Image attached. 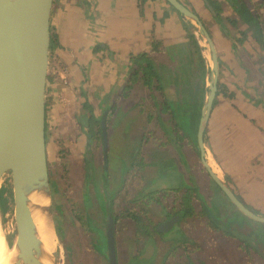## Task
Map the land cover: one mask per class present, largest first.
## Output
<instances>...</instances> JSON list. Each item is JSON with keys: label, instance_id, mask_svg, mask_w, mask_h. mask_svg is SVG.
<instances>
[{"label": "crops", "instance_id": "0c3cea01", "mask_svg": "<svg viewBox=\"0 0 264 264\" xmlns=\"http://www.w3.org/2000/svg\"><path fill=\"white\" fill-rule=\"evenodd\" d=\"M179 1L192 7L208 30L220 62L219 83L224 93L234 94L231 99L222 93L214 104L205 133L206 159L238 199L264 218V100L254 103L259 72L251 61L256 54L252 47L261 45L253 27L238 14V0H208L213 12L205 0ZM243 1L255 14L257 1L252 6ZM186 22L165 0H57L52 53L67 67L70 86L63 89L66 100L47 113V137L51 123L56 128L53 136L61 135L72 161L78 162L86 151L90 125L109 107L129 109L121 122L130 113L138 115L139 100L146 94L143 102L154 110L145 114L150 117L148 125L156 121L160 129L140 137L124 127L131 142L143 141L140 149L132 147L128 160L149 169L153 189L162 191L167 212L147 203L152 222L144 225L134 224L132 215L117 210L118 264H264V231L252 230L250 222L237 230L229 228L219 207L228 210L232 203L210 176L207 184L197 170L201 180L196 191V175L188 177L185 169L200 158L192 132L209 94L212 72L201 38H190ZM148 68L156 76L153 81L147 77ZM184 124L192 132L187 127L185 131ZM163 170L169 172L168 179L156 186ZM173 176L183 182L181 190L175 191ZM144 187L152 191L150 184ZM144 194L148 197L150 192ZM88 206L95 212L91 203ZM161 210L162 215L156 216ZM172 219V227L157 231ZM100 229L96 233L106 237ZM103 243L102 239L101 250L107 253Z\"/></svg>", "mask_w": 264, "mask_h": 264}, {"label": "water", "instance_id": "95a60500", "mask_svg": "<svg viewBox=\"0 0 264 264\" xmlns=\"http://www.w3.org/2000/svg\"><path fill=\"white\" fill-rule=\"evenodd\" d=\"M57 0H0V216L3 200L10 193L13 203V239L20 251L18 264L39 262L40 240L30 208V196L41 192L50 199L45 207L53 217L52 190L47 153V109L51 81L52 20ZM183 19L193 22L212 56V79L202 110L197 141L200 159L210 178L245 217L264 224L238 199L231 187L210 168L206 159L205 133L217 98L220 63L215 44L198 16L179 0H166ZM208 8L213 7L205 0ZM101 128L104 140V170L108 173L106 115ZM106 244L109 264H118L116 222L108 206ZM174 225L169 220L158 232ZM57 233V231H56ZM58 264V253H55Z\"/></svg>", "mask_w": 264, "mask_h": 264}, {"label": "rangeland", "instance_id": "374dc122", "mask_svg": "<svg viewBox=\"0 0 264 264\" xmlns=\"http://www.w3.org/2000/svg\"><path fill=\"white\" fill-rule=\"evenodd\" d=\"M249 1L250 5L252 4V1H257L255 2V8L257 10L256 13H259L258 11L260 10V16L262 20H264V0ZM260 4L261 6H259ZM216 8L219 9L220 7L217 6ZM201 41L203 42V44L205 43L202 39ZM55 43L56 41H54V45H56ZM203 48L206 51L205 54L208 56L209 61L212 62V57L209 53L210 49L206 46V43L204 44ZM261 49H263L262 46H256L254 48L252 47V50H254L256 54L251 58L252 65L256 66L259 72L258 88L255 91L256 93L252 90V96L254 95V98H256V101H254V103L256 104L257 102H259L257 103L258 105H260L259 100H261V97L264 94V52ZM50 74L51 81L48 92L47 111H50V107L52 105V107H54L58 103H63V101L66 100V92L63 89H67L70 86V79L67 76V67L63 63L61 64L57 62V59L52 52ZM211 79L212 72L210 74L209 86L211 83ZM139 95H141V93H139ZM144 95L146 96V94ZM144 95L139 100V103L142 104V106H140V109L138 110L140 114L139 117V114H135L133 117H130L132 116V113H130L127 116L128 118H126L124 122H121L120 119L124 117V115H126V112L129 111V109L126 108L125 110H116V108L113 107H109L101 116L104 117L106 115L107 135L111 148L108 157L110 161L108 179H105L103 177V137L102 134H98L99 130L101 129V122L99 120L94 123L92 131L90 130L84 157L80 160L77 159L78 162L75 163L70 157V149L65 145L64 139H61V135L53 136V130L56 128L51 123H48V125L50 126L47 137V153L50 171V184L52 190V212L55 231H57L56 235L59 242L61 264H109L107 253H103V251L101 250L102 239L104 242L103 244L105 245L106 237L101 238L96 233L98 232L97 224L95 221L91 220V217H97L98 219L99 216L102 215V213L100 211L97 214L96 210L95 212H93L88 209L89 203L93 205L94 209L96 208V205H99V201L104 207L110 206L115 221L119 217L117 215V210L120 209L122 213H126L128 215L130 214L133 216L134 224L137 222L138 224L144 225H149V223L151 224L152 220L148 217H151L150 214H152V211L147 208V203L149 202L156 206L159 205L160 207H158L160 209L162 207V210L164 209L163 212L166 211V209L162 205V191L155 192L149 197H143L144 194L140 196L142 192H146L147 189L144 186H146L147 184H150L152 191H156L155 189H153L154 177L150 173L149 169L145 166L139 165V163H136V165H131L132 161L130 162L128 160V158H130L131 156L129 154H131L132 152V147H139L140 149L143 141L142 143L140 141L131 142L127 136L129 130L127 131V128L124 129V127H127L128 125V127L135 131L136 135L139 134L140 137L143 133H155L160 129V126L158 123H156V121H154V125H148V120H150V117L146 116L145 114L154 113V110L151 109V107L148 108L145 102H143V97H145ZM121 104L123 103L119 102L118 100V105ZM116 118L118 119L116 120L115 124H113ZM117 121L118 124L120 123V126L117 124ZM130 121L132 123L131 127ZM160 122L162 121L160 120ZM185 136L188 137L186 134ZM124 161L127 168L126 170L123 169V166L125 167L123 163ZM183 168L185 167L183 166ZM185 169L188 173V177H190V175L192 176L193 172L196 175V170L198 171V173L202 172L204 177L201 179L204 180L206 178L205 183L210 184L208 172L203 166L200 158L196 157L195 161L190 162L189 168ZM122 172L124 173L122 174ZM168 175L169 172H167V170H163L159 174V179L156 186H158V183H166ZM176 176L173 177L176 179ZM196 178L193 177L195 181L194 189L198 191L199 188L197 186V181L201 179H198L197 175ZM122 181L125 183H123ZM121 185H124L125 187H122ZM182 185L183 182L176 179L174 184L175 191L181 190ZM199 197L204 201L203 195H200ZM165 201L166 200H164V202ZM230 206L231 207L228 210H226V206L219 207L220 214H223L222 219L224 220V223L229 228L234 230L243 228V226L248 225V218L241 214L235 207H233L232 205ZM101 210L102 212H104L102 208ZM107 210L108 211L106 213L109 217L110 212L109 209ZM162 210L160 214L155 215H162ZM212 210L213 208L211 209V211ZM1 219L4 227L8 231L7 238L10 245L13 239V203L12 196L9 192L6 193L3 200V216ZM97 223H99V219ZM249 224L252 230L256 232H260L262 234V232L264 231L263 227L261 226L255 225L253 223ZM252 224L254 227L252 226ZM127 227H129V224ZM105 228L104 230H106Z\"/></svg>", "mask_w": 264, "mask_h": 264}, {"label": "bare ground", "instance_id": "6f19581e", "mask_svg": "<svg viewBox=\"0 0 264 264\" xmlns=\"http://www.w3.org/2000/svg\"><path fill=\"white\" fill-rule=\"evenodd\" d=\"M209 53L211 54V51ZM49 204L50 199L41 192H35L30 196L32 218L36 226L37 238L41 242V252L38 259L41 264H55L54 255L58 253V264H61L59 242L53 217L45 210ZM7 236L8 231L0 216V264H18L20 251L17 240L12 246H9Z\"/></svg>", "mask_w": 264, "mask_h": 264}, {"label": "trees", "instance_id": "16d2710c", "mask_svg": "<svg viewBox=\"0 0 264 264\" xmlns=\"http://www.w3.org/2000/svg\"><path fill=\"white\" fill-rule=\"evenodd\" d=\"M238 4H237V11H238V14L240 15V17L242 18V21L243 22H245V23H247V24H249L250 26H252L253 27V35H254V37L256 38V40L258 41V43L263 47V49H264V20H262V18H260L256 13L254 14V12L248 7V5L243 1V0H238ZM215 5V4H214ZM217 9V8H216ZM215 9V10H216ZM186 27L188 28V25H186ZM189 29V28H188ZM193 38L194 40H196L195 39V36L192 34V36H190V38ZM52 43H54L53 42V40H52ZM148 69H150V68H148ZM148 69H146V70H148ZM145 70V71H146ZM147 73H148V75H147V77H149V79L151 80V81H153V79H155L156 78V76H153V73L154 72H152L151 71V69L150 70H148L147 71ZM136 74H137V72H135L134 74H132V77L134 76H136ZM148 80H145V82H146V84H149V82H147ZM208 91V90H207ZM224 90H223V85H221V83H219V85H218V93H217V97L218 96H220L222 93H224L223 92ZM224 95L226 96V97H229V98H234V94H226V93H224ZM262 101L264 100V94L262 95ZM255 100H256V98H254ZM260 102H261V100H259ZM170 111L171 109H168V108H166V111ZM172 114H174V113H172ZM187 115V113L185 114V116ZM175 117V116H174ZM200 117H201V114L199 113L198 115H197V117L195 118V119H197V121H196V125H195V129H194V131L192 132V128L190 129L189 128V126H186L185 124L183 125L184 126V130L185 131H187L186 130V127L188 128V131H190V132H192L193 134L195 133V135H193L194 137H195V142H196V144H197V134H198V127H199V121H200ZM187 118L189 119L190 117L189 116H187ZM99 121L101 122L102 121V118H100L99 119ZM96 123V122H95ZM94 125L93 124H91L90 125V129H91V131H92V127H93ZM179 131H181V130H179ZM187 131V132H188ZM109 132V131H108ZM102 134V128L99 130V132H98V134ZM110 133V132H109ZM186 135H187V133H186ZM186 137V136H185ZM187 138V137H186ZM172 142V144H173V141H171ZM124 165H126V164H124ZM127 168H125V170H126ZM123 182V181H122ZM123 183H125V182H123ZM122 187L124 186V185H121ZM122 187H120V188H122ZM125 187V186H124ZM123 191H124V189H123ZM145 191V190H144ZM147 191H149L150 192V194L148 195V197L149 196H151L153 193H155V191H150V189L148 190H146V192ZM144 194V192H142L141 193V195L140 196H142ZM145 195V194H144ZM145 196H147V195H145ZM145 196H143V197H145ZM98 201H99V199H98ZM133 201H135V200H133ZM229 201V200H228ZM230 202V201H229ZM99 205H100V207L103 209V211L105 212H107L108 210V207H104V206H102V203L99 201ZM232 206L233 207H235L233 204H232ZM248 222H250V223H255V224H257L258 226H261V227H263L264 228V224H261V223H257V222H254V221H252L251 219H249L248 218ZM116 222V221H115Z\"/></svg>", "mask_w": 264, "mask_h": 264}, {"label": "flooded vegetation", "instance_id": "af4514ba", "mask_svg": "<svg viewBox=\"0 0 264 264\" xmlns=\"http://www.w3.org/2000/svg\"><path fill=\"white\" fill-rule=\"evenodd\" d=\"M166 1V0H165ZM167 2V1H166ZM169 4V3H168ZM187 7H189L191 10H193L194 11V9L192 8V7H190V6H188L187 4H185ZM214 10V9H213ZM176 11V10H175ZM177 12V11H176ZM178 13V12H177ZM194 13H195V11H194ZM179 14V13H178ZM196 14V13H195ZM197 16H198V14H196ZM181 16V15H180ZM182 17V16H181ZM198 18L200 19V17L198 16ZM184 20H186L187 22H186V25H188V28H189V30H190V32H189V30H188V32L191 34V36H192V34L195 36V37H199V38H201L202 39V37L200 36V34H199V32H198V29H197V27H196V25L193 23V22H191L190 20H188V19H184ZM200 21H201V19H200ZM202 22V21H201ZM206 28V27H205ZM207 30V29H206ZM208 31V30H207ZM209 33V32H208ZM211 37V36H210ZM54 38H52V40H53ZM203 40V39H202ZM218 98V97H217ZM216 98V99H217ZM215 104V103H214ZM102 137H103V134H102ZM103 142H104V140H103ZM206 146V145H205ZM103 149H104V143H103ZM110 144H109V140H108V157H109V152H110ZM103 156H104V154H103ZM109 165H108V173L107 174H105V170H104V168H103V177L105 178V179H108V177H109ZM108 207V206H107ZM96 211H97V214L101 211V213H102V215H100L99 216V223H97L96 222V224H97V227H98V229H100L102 232H104V234L106 235L107 233H106V230H104V228L106 227V222H108L107 220H106V218L108 217V215H107V213H106V211L105 212H102V210H101V207L99 206V205H96ZM106 229V228H105ZM106 248H107V245H106Z\"/></svg>", "mask_w": 264, "mask_h": 264}]
</instances>
